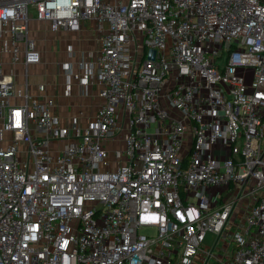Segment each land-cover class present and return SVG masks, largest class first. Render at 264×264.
<instances>
[{
  "label": "built area",
  "instance_id": "2783aa9c",
  "mask_svg": "<svg viewBox=\"0 0 264 264\" xmlns=\"http://www.w3.org/2000/svg\"><path fill=\"white\" fill-rule=\"evenodd\" d=\"M31 6L100 43L67 122ZM0 264H264V0H0Z\"/></svg>",
  "mask_w": 264,
  "mask_h": 264
},
{
  "label": "rangeland",
  "instance_id": "374dc122",
  "mask_svg": "<svg viewBox=\"0 0 264 264\" xmlns=\"http://www.w3.org/2000/svg\"><path fill=\"white\" fill-rule=\"evenodd\" d=\"M30 14L32 16V20L30 22V37L32 39H35L39 44V46H42L41 50V57L42 62L37 64L36 66H31L29 69L30 72V79H31V89L30 92L33 96L39 97L41 95H45L44 91L41 90L37 84L43 83L47 76L49 77V81L52 86L59 87L60 91L64 90L67 77L64 73L63 67L61 65L70 59V61H75L72 58L69 57L67 54L69 52L68 49L60 50L58 51L57 46L55 48L52 47V44L50 42H45L44 40H76L77 37L73 35L72 33H69L68 31H61L55 35H52L53 33L48 30L46 27V23L42 21H37L35 18L36 16V8L34 6L30 7ZM89 37H94L95 33L93 30L89 31L88 33ZM8 70L7 67H4V72ZM238 75L245 78L247 84L252 83L255 75V68L254 67H241L237 71ZM19 83L22 85H25V78L20 77ZM62 88V89H61ZM56 89V88H55ZM65 99H68V96L64 97ZM64 99V102L67 100ZM92 107H95L96 104L99 102L98 100L92 99L91 101ZM61 103L59 110V114L61 117L66 118L64 121H68L69 115H77L78 109L73 107L72 105H64ZM155 123H153L149 128V133H152L155 129ZM111 148H117L122 147V144L120 143H112ZM146 232V231H143ZM210 239V236L208 237Z\"/></svg>",
  "mask_w": 264,
  "mask_h": 264
},
{
  "label": "crops",
  "instance_id": "0c3cea01",
  "mask_svg": "<svg viewBox=\"0 0 264 264\" xmlns=\"http://www.w3.org/2000/svg\"><path fill=\"white\" fill-rule=\"evenodd\" d=\"M46 27L48 28V26H46ZM89 31L90 30L85 29L79 34H73V35H75L77 37L76 40H62L61 41V40H53V39L46 40L45 39L44 41L46 43L50 42L52 44L53 48H55V46H57L58 51L64 50L65 48L67 49L68 45H73L75 51L77 52L76 58L81 56V54H84V56L87 59H89L92 56V54L94 52H96V50L98 49V46L100 44L99 40H97L95 38V36L94 37H89L88 36ZM52 35H55V34H52ZM39 48H40V50H42V46H39ZM73 60H75V58ZM18 68H19V71H20L21 67H18ZM19 79H20V77H19ZM45 81L48 83V85L46 87V90L44 91V94L45 95H49V96H54L57 99V101L60 103V106H61V103H63L64 105H71V103L72 104H74V103L77 104V103L80 102V103L83 104V107L87 108V106L92 105L91 104L92 103L91 102L92 99L99 101V99L96 96V92H94L91 88H89V92H90L89 96H86V97L84 96L81 99L75 98V96L72 97V98L65 99L64 98L65 96L63 94V90L60 91L59 87L52 86L50 81H49V77L48 76H47ZM74 91L76 93L75 95L77 96L79 88L76 87ZM45 95H41V96H45ZM64 99L67 100V101L64 102Z\"/></svg>",
  "mask_w": 264,
  "mask_h": 264
},
{
  "label": "water",
  "instance_id": "95a60500",
  "mask_svg": "<svg viewBox=\"0 0 264 264\" xmlns=\"http://www.w3.org/2000/svg\"><path fill=\"white\" fill-rule=\"evenodd\" d=\"M155 50H151L150 51V57L153 59V58H155Z\"/></svg>",
  "mask_w": 264,
  "mask_h": 264
}]
</instances>
